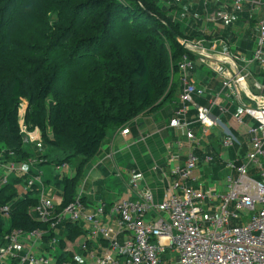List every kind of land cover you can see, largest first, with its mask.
I'll list each match as a JSON object with an SVG mask.
<instances>
[{
  "label": "trees",
  "instance_id": "trees-1",
  "mask_svg": "<svg viewBox=\"0 0 264 264\" xmlns=\"http://www.w3.org/2000/svg\"><path fill=\"white\" fill-rule=\"evenodd\" d=\"M169 9L157 0H0V153L3 162L30 159L19 126V108L25 101L26 131L37 129L41 144L65 154L56 166L74 163L73 177H56L59 209L77 197V185L108 130L128 129L138 117L167 104H174L173 114L178 109L179 65L184 56H198L178 44L175 35L186 42L217 36H203L197 23L183 26ZM255 23L252 16L250 26ZM229 32L230 27L223 38L232 43ZM253 41V31H246L237 49L246 52ZM201 72L194 66L191 74L198 80ZM247 84L251 94H259L250 80ZM194 102L205 103L196 97ZM195 114L191 110L189 117ZM193 128L198 133V125ZM221 135L213 133L208 139L214 157L221 149ZM199 168L216 178L224 165L214 160ZM11 179L0 188V208L9 206L7 216H0V238L14 229L47 231L46 241L54 237L30 214L37 199L30 194L15 199V185L21 180ZM66 233L69 241L84 234L71 223ZM57 244L58 261L75 263L61 252L63 239Z\"/></svg>",
  "mask_w": 264,
  "mask_h": 264
},
{
  "label": "built area",
  "instance_id": "built-area-1",
  "mask_svg": "<svg viewBox=\"0 0 264 264\" xmlns=\"http://www.w3.org/2000/svg\"><path fill=\"white\" fill-rule=\"evenodd\" d=\"M225 1L234 12L242 11L244 3L252 9L264 8V0ZM225 18L220 10L205 11L199 21L217 28ZM255 31L253 61L264 69V11L255 23ZM187 43L193 47L189 51L198 57L193 60L184 56L179 65L181 92L172 121V128L184 134V143L178 142L176 146L178 150L186 148V152L183 161L179 155L171 156L176 165L164 176L159 201L149 188L140 186L141 176L131 170L125 195L112 204L99 203L90 209L77 195L59 209L60 203L55 204L45 195L39 175H33L20 163L3 162L0 153V188L12 176L23 180L22 184L15 185L18 193L15 199L32 193L36 187L37 204L31 210L51 230L67 221L87 225L88 234L79 249L94 264H264V86L253 79L247 66L239 68L240 55L220 50L216 42L206 45L199 39ZM209 55L227 64L218 63ZM196 62L209 66L220 79L224 97H231L238 105L241 115L232 116L230 123L223 124L212 112L217 108L220 114L227 113L221 92L208 105L194 102L195 97L202 98L206 92L186 78L187 71ZM229 63L240 70L246 84L250 80L259 94H243ZM23 103L26 107L22 101L19 111ZM191 110L196 114L189 117ZM244 117L253 123L245 122ZM195 125L198 133L193 128ZM19 126L24 143L41 142L37 129L32 132L22 129L20 114ZM231 126H244V137L238 138L235 127ZM212 129L222 134L221 149L233 150L231 157L223 159L224 169L228 171L224 193L217 185L205 184L196 175L201 161L196 150L208 145ZM128 133L127 128L121 131L122 135ZM243 147L247 149L242 152ZM214 160L213 154H204L202 164L208 166ZM250 172L253 176H249ZM8 211V205L1 207L0 216L6 217ZM232 221L238 223L231 224ZM46 232L10 231L0 238V264H80L58 261L51 254L43 253L41 245ZM120 234L125 236L123 241L118 240ZM89 241L98 248H90ZM103 241L107 243L105 247L100 245ZM57 243L58 239L52 237L47 242L48 249L54 250Z\"/></svg>",
  "mask_w": 264,
  "mask_h": 264
},
{
  "label": "crops",
  "instance_id": "crops-1",
  "mask_svg": "<svg viewBox=\"0 0 264 264\" xmlns=\"http://www.w3.org/2000/svg\"><path fill=\"white\" fill-rule=\"evenodd\" d=\"M157 1L161 7H166L167 9L170 8L168 14L173 16L174 19L181 24L185 22L192 26L196 22L199 25V30L203 36L215 34L217 36L215 39L206 40L205 37L201 39L204 40L205 43L207 41L206 45H209L211 42H216L218 43V48L220 50L231 55H240V62L238 63L239 68H242L241 66H247L248 70L252 72L253 79L264 86V69L260 68L253 61V52L257 41L255 25H253V27L250 26V20H252V16H254L255 20L257 21L260 17H262L264 8L252 9L249 4L244 3L242 11L234 12L228 6V3L225 0H191L190 3L188 2L189 4H186L185 11L182 13V16L177 18L175 16L177 14L176 10L179 9V6L182 5V2L177 0ZM165 3H167V5ZM174 7H176V9H173ZM218 10L224 12L226 15L224 21H222L219 26H217V29L221 30V32L217 29H214V27L206 25L205 23L203 24L199 21V17L203 16L205 11L214 12ZM191 21L195 22L192 23ZM183 25L186 26V24ZM228 27H230L229 33L232 35L230 38L235 39V41H232V43L228 41V39L227 41L225 39V31H227ZM246 31H253L254 41L253 46L250 48L246 47L245 52L240 51L237 49V47L240 46L241 36ZM223 36H225V38H223ZM194 66L202 68V78L200 77L198 80H196L195 75L191 74L193 69L187 71L186 78L190 83H193L195 86L202 87L206 90L204 96L201 98L205 101V103L202 105H208L209 101L216 94L221 92L220 96L223 97V107L226 108L227 113L220 114L219 110L215 108L212 110L213 114L216 117H219V120L223 124L228 122L230 123L232 116L241 115L238 105L234 102V100L232 101L231 97H224L220 79L213 73L209 66L200 62H196ZM178 97L179 96H177V99ZM173 105L174 104H167L156 113L146 114L138 117L131 123L128 128L129 133L126 135H122L121 131L117 132L112 130L113 136L111 139L106 138V143H104V146L102 145L99 154L94 159L95 161L89 164L88 168L86 169V174L82 179V187L78 195H80L81 198H84L83 203L89 206L90 209L94 208L99 203L110 205L114 201L122 198L126 192V185L129 178L128 175L131 170H135L136 174L141 176V187L149 188L156 200L159 201L162 198L163 187L165 184L164 176L169 174L171 169L176 165V162L170 160L171 156L179 155L180 160L183 161L184 154L186 152V148L178 150L176 146L178 142L184 143V134L182 131H177L172 128ZM244 121L253 123V121L248 117H244ZM231 127H235L238 138L239 136L240 139L244 137L243 133H245V128L242 131L239 129L241 126ZM213 133H218L217 129H212L211 134ZM210 148L211 147L208 141V145H204L202 148L196 150L199 158L201 159L200 164L202 166L203 155L209 153L213 154ZM246 149V147H243L242 152ZM217 155L218 156L215 157V160H220V162L223 164V159L231 157L233 155V150L220 149V152ZM27 162L28 160L26 162L19 163L22 164L25 169H28L25 167ZM216 165L217 164H215L214 167ZM199 166L196 170V175L205 184H210L213 181H219V177L214 178V175H211L210 172L206 171L203 175ZM109 172L113 173L114 177L119 178L121 182L120 189L116 193L114 199L111 201H106L99 196L98 190L95 189V185L100 182V174L106 175ZM53 202L55 204L61 203L60 194L58 197L53 199ZM34 217L36 219V216ZM67 223H71L75 226L77 225L67 221L57 225L54 230H52L54 237L57 239H63V249L61 252L66 253L69 259L75 263L94 264L91 262V260L87 259V257H85V253L79 249L80 244L86 240L88 234L87 225L78 224L79 229L84 234L77 237L74 241H69L66 236ZM124 238L125 236L123 234L118 236L119 241H123ZM47 242L48 240L46 241L43 238L41 245L42 252L51 254L57 259V256L60 253L58 244L54 250H50L47 247ZM102 243L103 242H101L100 245L105 247ZM87 244L92 249L98 248V245L92 241H89Z\"/></svg>",
  "mask_w": 264,
  "mask_h": 264
},
{
  "label": "rangeland",
  "instance_id": "rangeland-1",
  "mask_svg": "<svg viewBox=\"0 0 264 264\" xmlns=\"http://www.w3.org/2000/svg\"><path fill=\"white\" fill-rule=\"evenodd\" d=\"M177 1L182 2V5L179 6L178 10H176L177 14L175 15L177 18H180L182 16V13L185 11L186 4H189L191 0H177ZM165 4L167 5V3ZM195 21H191V22L194 23ZM183 24H186V26L183 25L185 27H190V24H187L185 22ZM214 29H217V28H214ZM218 31L221 32V30H218ZM194 40H197V39H194ZM25 108H26L25 103H23V107L19 111V114L21 116V125H22L23 130H25V126L23 124ZM239 129L243 131L244 126L239 127ZM112 136H113L112 130H108L106 138L111 139ZM107 139H105V141L103 142V146H104V143H106ZM23 147L30 154V159L25 164V167H27L28 170L33 175L40 176L41 181L44 186L45 195L49 198L55 199V197H58L61 192L55 185L56 177L57 176L67 177V178L73 177L74 172H75L74 163L71 162V163L65 164V166L63 165L56 166L57 162L61 161L64 158L65 154L62 151L57 150L49 145L29 142V143H24ZM94 159L95 157L90 161V163H93L95 161ZM89 164L87 165L86 169L88 168ZM227 174H228V171L226 169L224 170L222 169L220 172L219 181H213L210 184H215L219 188H221V191L223 193L226 192L224 181H225V177ZM249 176H253V174L250 172ZM11 178H19V177L12 176ZM11 178L10 180H12ZM19 179L21 180V182L23 181L22 178H19ZM99 181L100 182H98L95 185V189L98 190L99 196L102 197V199L106 201H111L112 199H114V197L116 196V193L120 189V182H121L120 179L117 177H114V174L109 172L106 175L100 174ZM39 187H41V185H39ZM81 187H82V181L77 185V188H76L77 195L79 194ZM36 190L37 188L35 187L33 189L34 193L30 194L31 197L36 198L38 196V193L35 192ZM30 214L35 216L32 210H30ZM234 223H238V222H234V221L231 222V224H234Z\"/></svg>",
  "mask_w": 264,
  "mask_h": 264
},
{
  "label": "water",
  "instance_id": "water-1",
  "mask_svg": "<svg viewBox=\"0 0 264 264\" xmlns=\"http://www.w3.org/2000/svg\"><path fill=\"white\" fill-rule=\"evenodd\" d=\"M175 39L176 41L178 42V44H180L184 49H187V50H193V47L190 46L185 40L181 39L179 36L175 35ZM195 52H198V53H201V51H195ZM209 57L218 62V63H221V64H227V62L221 60L219 57L217 56H214V55H209ZM230 66L232 67L233 69V72H234V75H235V79L237 81V85L239 86L240 90L243 92V94L245 96H249L251 95V92L246 84V82L244 81L242 75H241V72L240 70L234 65V64H231L229 63Z\"/></svg>",
  "mask_w": 264,
  "mask_h": 264
}]
</instances>
